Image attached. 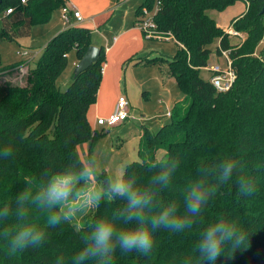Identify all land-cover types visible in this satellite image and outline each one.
<instances>
[{"label": "trees", "instance_id": "trees-1", "mask_svg": "<svg viewBox=\"0 0 264 264\" xmlns=\"http://www.w3.org/2000/svg\"><path fill=\"white\" fill-rule=\"evenodd\" d=\"M0 0V40H13L16 33H27L35 24L48 22L55 10L66 6V0ZM238 0H146L137 11V21L144 10L157 3L154 20L158 30L170 34L178 45L170 59L147 57L137 62L143 67L162 65L163 77H172L184 100L171 110L170 121L157 131L145 128L139 138V160L127 165L143 175L151 164L170 154L180 161L172 186L161 199L179 200L186 182L194 175L197 161L213 162L232 151L240 155L258 185L252 197H243L237 189L226 184L206 212L210 219L218 213L236 217L248 234L239 248H226L215 264H264V168L256 171L254 164H264V48L257 50L264 38V0H243L247 10L231 22L232 28L245 33V40L231 45L228 33L211 18L207 11L223 10ZM13 9L5 15L8 9ZM93 30L71 26L55 35L44 47L34 68L21 62L2 66L0 76L8 71H20L19 81L6 78L0 81V145L8 144L22 134L13 159L0 160V200L10 199L23 185V175L39 176L49 166H59L74 149L95 141L88 120L89 109L96 104L98 90L106 63L105 47L101 46L99 60L83 71L61 91L57 80L69 64L68 56L76 51L81 60L93 45ZM217 56L229 50L236 71L231 90L218 92L210 78L204 79L201 70L210 66V45L216 40ZM5 78V77H3ZM105 173H107L104 170ZM104 203L99 210L81 219L87 224L93 217L102 216L114 207ZM194 235L155 234L156 246L151 257L142 255L118 256L116 264H177V257L190 247ZM79 234L73 225L65 224L48 230L46 242L38 249H27L9 256L0 247V264H55V257L64 255L66 264L79 249Z\"/></svg>", "mask_w": 264, "mask_h": 264}, {"label": "clouds", "instance_id": "clouds-1", "mask_svg": "<svg viewBox=\"0 0 264 264\" xmlns=\"http://www.w3.org/2000/svg\"><path fill=\"white\" fill-rule=\"evenodd\" d=\"M22 134L0 145V160L16 156ZM73 150L59 166H49L39 176L23 175V187L10 199L0 200V247L9 256L38 249L47 240L48 230L69 224L79 234L81 246L71 256V264H116L118 256L154 254L155 234L194 235L177 264H215L226 248L244 245L248 234L236 217L221 212L206 218L219 190L233 185L240 196L252 197L258 185L243 158L229 151L213 162H196L194 175L183 187L179 200L165 202L162 193L173 184L180 161L154 154L145 164L149 175L132 165L113 166L105 173L103 160L91 149L86 156ZM260 171L264 164H254ZM114 204L106 214L87 224L80 219ZM55 264H66L64 255Z\"/></svg>", "mask_w": 264, "mask_h": 264}, {"label": "rangeland", "instance_id": "rangeland-1", "mask_svg": "<svg viewBox=\"0 0 264 264\" xmlns=\"http://www.w3.org/2000/svg\"><path fill=\"white\" fill-rule=\"evenodd\" d=\"M146 0H67V7L76 8L82 18V22H78L72 19L71 22H67L63 18V9L55 10L52 14L51 19L42 24H35L31 27V30L27 33H16L13 40H0V60L2 66H9L16 63L29 61V66L34 68L36 62L40 59L42 51L47 43L61 31L71 26H85L93 30L92 41L97 42L98 45H104L107 48V41L109 42L115 35L119 34L121 28L125 23H129L136 27V29L143 34L139 26L135 25L137 21V11ZM157 3L149 10L146 18H150L156 12ZM247 10V4L243 0H238L232 5L228 6L223 10H209L207 14L216 20L217 24L227 31H235L231 22L245 13ZM139 29H138V28ZM242 39L237 37L229 36L231 45L236 46L241 44L246 34L241 33ZM144 36L142 35V38ZM146 42L156 45L155 53L153 57H165L170 59L173 57L178 50L176 42L168 36L163 39H148L145 38ZM219 40L216 39L211 45L212 55L209 61V65L220 64L226 65L224 57H219L216 54ZM134 44L129 46V50L133 48ZM264 48V42H262L257 50V54ZM27 52L28 54H23ZM109 54V53H108ZM108 54H106V63L108 62ZM149 57V54H139L137 57H130L124 64L120 66L119 76L115 78V88L109 94L107 101L104 102V107L107 108L112 101L110 99H118L121 96H125V86L129 85L133 99H131V105L133 110V120H128L114 127H107L105 131H98L95 141L91 147L99 158L103 160V170L109 172L113 166L120 165L126 166L127 164L139 160L138 149H139V135L143 129L148 128L153 131H157L161 125L153 128L151 123L156 125L161 120L162 114L165 110L161 102V98L154 93L144 95L140 89V85L147 76L148 78L158 76L160 81L166 84L161 77L164 75L162 71L164 68L162 65H153L143 67L137 65V62H144L145 58ZM76 51L72 50L69 54V64L62 75L57 80V86L61 91L67 90L68 84L74 77V61L76 60ZM26 72V70H25ZM25 72L8 71L4 75L0 76V81L6 80V78L18 80V77H22ZM163 75V76H162ZM210 72L207 69L201 70V76L204 79L210 78ZM161 76V77H160ZM5 77V78H3ZM167 78V77H166ZM165 78V79H166ZM168 79V78H167ZM177 88V92L180 99L185 98L183 93L180 91L176 80L170 77ZM19 81V80H18ZM154 85L153 83L149 84ZM121 93V94H120ZM127 97V96H125ZM128 98L130 96L128 95ZM142 99L145 101V108L138 105V101ZM116 102V104H117ZM130 107V109H132ZM165 113V112H164ZM107 117V116H106ZM105 118V117H103ZM165 122L170 121L169 118H164ZM167 122V123H168ZM89 151V147L87 153ZM87 153H83L86 156ZM81 221V219H80ZM80 223V222H79Z\"/></svg>", "mask_w": 264, "mask_h": 264}, {"label": "crops", "instance_id": "crops-1", "mask_svg": "<svg viewBox=\"0 0 264 264\" xmlns=\"http://www.w3.org/2000/svg\"><path fill=\"white\" fill-rule=\"evenodd\" d=\"M66 6H67V0H66ZM242 15V14H241ZM240 15V16H241ZM215 20V19H214ZM216 21V20H215ZM137 26V23L135 21L134 23ZM138 28V27H137ZM139 29V28H138ZM143 35V34H142ZM141 33L134 27L133 25L129 23H125L123 28L120 29L119 34L115 35L109 42L107 41V47L110 48L108 53V62L105 63L104 68H103V77L101 81L100 88L98 90V95H97V101L96 104H94L88 111V120L89 123L94 131H96L98 135V131H105L104 126H100L98 124V119L103 118L106 116H110L116 108V99H110L112 103L105 108L104 102L107 101V98L110 96L109 94L113 91L115 88V78L119 76L120 72V66L126 62L130 57H137L139 54H149V57H153L155 50H156V45L152 43H148L145 40V37L142 38ZM144 36V35H143ZM117 37V41L114 42V38ZM173 39V38H172ZM131 44H134L133 48L129 50V46ZM94 46L101 47L104 45H98L97 42L93 43ZM219 45V43H218ZM105 47V46H104ZM69 59V56H68ZM26 63H29V61H25ZM79 60L76 58L74 61V66L78 64ZM27 69L26 66L21 67L20 71L25 72ZM17 70V72H20ZM161 77V76H160ZM163 81H166V84L164 82L162 83L160 81V78L158 76L148 78L145 76L143 79L140 89L143 92L144 95L151 94L153 91L156 93L160 98H161V104L165 106V110L162 114L161 120L159 123L156 125V123H151L153 128H156L159 126V124L162 126L166 124L168 121L165 122L164 118H169L167 116V112L173 110L175 105L177 103H180L184 100V98H179L177 88L173 82H171L170 77H161ZM172 78V77H171ZM211 78V75H210ZM154 85H149L150 83H153ZM121 94V93H120ZM125 96L130 102V107L132 108V103L131 99H133L131 90L129 89V85L125 86ZM128 95L130 98H128ZM138 105L142 106L145 108V101L140 99L138 102ZM135 108V107H133ZM131 109V112L133 113L135 109ZM120 125V124H119ZM141 135V133H140ZM139 135V138H140ZM89 144H84L79 148V151H82L83 153H87ZM83 158V155H82Z\"/></svg>", "mask_w": 264, "mask_h": 264}, {"label": "built area", "instance_id": "built-area-1", "mask_svg": "<svg viewBox=\"0 0 264 264\" xmlns=\"http://www.w3.org/2000/svg\"><path fill=\"white\" fill-rule=\"evenodd\" d=\"M25 1L23 0V3ZM159 4H157L156 12L158 11ZM63 18L67 22H71L72 19L77 20L78 22H82L83 18L80 14V12L74 8V7H63ZM13 12V9H8L5 12V15H9ZM149 10L145 9L144 13L142 15V20L138 22V26L140 30L142 31L145 38L148 39H163L165 37L173 38L172 35L162 33L158 30L157 24L154 20V13L152 17L146 18L145 16L148 15ZM227 33L231 36L237 37L239 39H242V35L240 32L237 31H227ZM114 42L117 41V37H115ZM264 42V38L263 41ZM110 48H105V52L108 53ZM230 51L229 50H222L221 57H224L226 65L222 66L220 64H214L210 65L204 69H207L210 74L211 78L210 81L214 88L218 92H227L232 89L234 82L236 80V71L233 68V62L229 56ZM23 54H28L27 52H23ZM167 116L171 117V111L167 112ZM128 120H133L132 112L130 109V102L125 96H121L118 99V102L116 104L115 111L106 118H99L98 124L100 126L104 127H114L117 126L123 122H126Z\"/></svg>", "mask_w": 264, "mask_h": 264}, {"label": "water", "instance_id": "water-1", "mask_svg": "<svg viewBox=\"0 0 264 264\" xmlns=\"http://www.w3.org/2000/svg\"><path fill=\"white\" fill-rule=\"evenodd\" d=\"M262 14H264V7L262 9ZM101 55V47L92 45L84 55V57L79 60L78 64L75 67L74 78L79 76L83 71L90 68L94 63L99 60Z\"/></svg>", "mask_w": 264, "mask_h": 264}]
</instances>
